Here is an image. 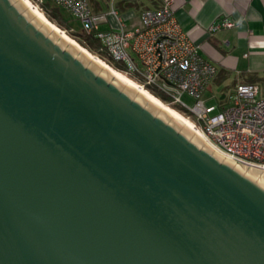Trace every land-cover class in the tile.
I'll list each match as a JSON object with an SVG mask.
<instances>
[{
	"label": "water",
	"instance_id": "95a60500",
	"mask_svg": "<svg viewBox=\"0 0 264 264\" xmlns=\"http://www.w3.org/2000/svg\"><path fill=\"white\" fill-rule=\"evenodd\" d=\"M0 0V264H264V173L225 158L23 0Z\"/></svg>",
	"mask_w": 264,
	"mask_h": 264
},
{
	"label": "built area",
	"instance_id": "2783aa9c",
	"mask_svg": "<svg viewBox=\"0 0 264 264\" xmlns=\"http://www.w3.org/2000/svg\"><path fill=\"white\" fill-rule=\"evenodd\" d=\"M41 11L46 0H30ZM67 11L92 34L109 58L148 91L165 96L167 105L185 110L188 118L218 149L243 161L264 166V95L256 84L239 83L223 102L208 105L204 92L214 78L215 66L199 52V46L183 32L174 17L173 0H162L154 10L140 13V26L127 28L114 7L93 12L88 0H48ZM109 17L117 27L101 30ZM222 18L211 24L210 34L232 27ZM194 99L191 107L182 100Z\"/></svg>",
	"mask_w": 264,
	"mask_h": 264
},
{
	"label": "crops",
	"instance_id": "0c3cea01",
	"mask_svg": "<svg viewBox=\"0 0 264 264\" xmlns=\"http://www.w3.org/2000/svg\"><path fill=\"white\" fill-rule=\"evenodd\" d=\"M88 2L93 12H105L112 5L127 28L140 26L142 11L162 5V0ZM172 7L180 29L215 66V76L205 92L214 91L218 102H223L237 84L250 83L264 95V0H173ZM222 18L234 25L210 34L208 27ZM117 25V20L109 17L100 29Z\"/></svg>",
	"mask_w": 264,
	"mask_h": 264
},
{
	"label": "bare ground",
	"instance_id": "6f19581e",
	"mask_svg": "<svg viewBox=\"0 0 264 264\" xmlns=\"http://www.w3.org/2000/svg\"><path fill=\"white\" fill-rule=\"evenodd\" d=\"M17 1H19V0H15L14 2L16 3ZM23 1L27 4V7L25 9H23L22 12H24L25 10H27L29 8L34 14V16L30 20H33L37 15L40 16L44 20L40 24L39 28L46 22L47 26L51 29L50 32L48 33L49 35L51 34V32L53 30L59 34V37L56 40L57 42L60 39V37H62L63 40L67 43L65 45V48L68 46V44H72L79 50L75 56H78V54L81 52L82 56L86 60H88L87 65H89V63L91 61L99 63L101 68L98 71V74L101 72L102 69H105L106 71H108L111 74V76H112V78L110 79L111 81L113 80V78H115L118 81H120L122 83H125L123 85L122 89H124L126 84L132 85L137 90L136 94L134 95V98L140 92L147 99V101L144 104V106H146L147 103L149 102V100H151L159 108L158 111L156 112V114H158L160 112V110L162 109L163 111H165L170 116V118L168 119L167 122H169L172 119L173 116L175 118H177L183 124L180 127L179 131H181V129L184 126H186L187 128H189L193 132L192 135L190 136L189 140H191L192 137L194 136V134L197 133L202 139L205 140V142L202 144L201 148H203V146L206 143H208V145L213 148L212 152L210 153L211 155L213 154L214 151H217L219 154L224 156L223 159L221 160L222 162L224 161L225 158H229V159L235 161V163L232 166L233 168H234V166L236 165L237 162L246 165L247 168L245 169L243 174L246 173V171L248 170L249 167L262 169V171L259 173V175L254 180L255 182L258 180V178L261 176V174L264 173V166H260V165H257V164H253V163H250V162L243 161V160H241L239 158H236V157H233V156H231L229 154H226L223 151H221L220 149H218L199 129H197L195 127L193 122L187 116L185 117L182 113H179L175 109L171 108V106L163 103L162 101H160V99H157L152 94H150L147 89H145L144 87H141L135 80L127 77L126 74L115 70L113 67L108 65L102 59L98 58L97 56H95L94 54L89 52L86 48H84L82 45H80L76 40L71 38L66 32H64L63 30L58 28L54 23H52L50 20H48L45 17V15L41 12V10L38 7H36L30 0H23Z\"/></svg>",
	"mask_w": 264,
	"mask_h": 264
},
{
	"label": "trees",
	"instance_id": "16d2710c",
	"mask_svg": "<svg viewBox=\"0 0 264 264\" xmlns=\"http://www.w3.org/2000/svg\"><path fill=\"white\" fill-rule=\"evenodd\" d=\"M42 13L45 15V17L50 20L52 23H54L58 28L66 32L71 38L76 40L80 45H82L84 48H86L89 52L97 56L98 58L102 59L104 62H106L108 65L113 67L115 70L119 72H123L130 78L136 81V78L130 74L127 73V70L125 67L118 62H115L113 59L109 58V56L106 55V53L100 48V42L92 35V34H86L82 29L75 30L71 26L69 20L62 12V9L58 6L54 5L52 2L46 0L42 3L41 6ZM154 95H156L160 101L167 103L168 100L165 96L162 94H159L156 91H150ZM171 106V105H170ZM171 108H174L176 111H179L183 115L188 116L186 114L187 112L177 106H171Z\"/></svg>",
	"mask_w": 264,
	"mask_h": 264
},
{
	"label": "rangeland",
	"instance_id": "374dc122",
	"mask_svg": "<svg viewBox=\"0 0 264 264\" xmlns=\"http://www.w3.org/2000/svg\"><path fill=\"white\" fill-rule=\"evenodd\" d=\"M62 12L64 13V15L67 17V19L69 20L71 26L75 29V30H80L81 29V25L78 21H76L67 11L62 9ZM123 73V72H122ZM129 77V76H127ZM130 78V77H129ZM132 79V78H131ZM150 94H152L154 97H156L157 99H159L156 95H154L153 93H151L149 91ZM214 91H206L204 94V100L205 103L208 105H217L218 103V97L219 95L216 97ZM182 100L185 102V104L188 107H191L194 103V99H192L191 97L187 96V95H183L182 96ZM162 101V100H161ZM164 103V102H163ZM174 109V108H173ZM179 112V111H178ZM180 113V112H179ZM186 117V115H184Z\"/></svg>",
	"mask_w": 264,
	"mask_h": 264
}]
</instances>
